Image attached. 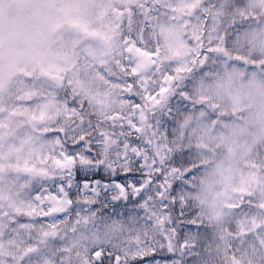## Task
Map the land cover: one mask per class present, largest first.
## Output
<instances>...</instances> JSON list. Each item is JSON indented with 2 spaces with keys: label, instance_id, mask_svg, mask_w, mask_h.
I'll return each mask as SVG.
<instances>
[{
  "label": "snow or ice",
  "instance_id": "snow-or-ice-1",
  "mask_svg": "<svg viewBox=\"0 0 264 264\" xmlns=\"http://www.w3.org/2000/svg\"><path fill=\"white\" fill-rule=\"evenodd\" d=\"M2 2L0 0V4ZM23 2L30 3L31 0ZM242 4L243 0H230L223 9L230 12L234 6ZM81 6V0H41L36 15L42 21L43 29L32 48L36 55L30 57L33 64L39 62V78L28 70L27 65L22 69L17 66L15 72L10 65H5L4 21L0 14V95L10 91L11 80L5 78V72L9 77L19 72L17 79L24 78L26 84L38 80L28 94H36L37 88L42 93L41 121L47 106L57 103L63 105L62 110L70 120L80 118L78 125L54 130V136L43 124H33L24 130L28 140L41 146L54 141L48 159L72 177L71 183L63 180L57 184L58 193L52 196L53 200L64 199L70 204L72 195L79 190L83 198L91 197L106 207L110 205L114 217L123 218L126 210L132 208L133 211H127V216L136 220V227L140 223L151 227L155 222L164 233L161 245L165 240L182 238L177 246L186 253L192 252L195 244L188 247L191 234L195 231L198 235L200 227L192 220L194 214L185 215L187 207L181 206V201L186 199L185 193L192 191L190 186L199 168L188 167L186 157L193 154L188 129L203 128L209 122L214 127H225L230 123L224 119L212 91L228 86L233 75L246 63L243 57L237 55L231 59L229 54L231 42L239 35L240 28L234 24L235 32L232 29L223 35L219 29L213 32L221 5L212 4L211 0L209 3L195 0L183 5H178L176 0L163 3L136 0L127 4L101 0L93 6L105 10L107 31L103 27L99 31L90 29L80 15ZM158 15L167 19L153 25L152 21ZM252 22L264 24V15L257 11L252 16H243V24ZM149 29L153 34L158 29L155 48L147 47L144 42ZM161 39L172 57L167 62L161 55ZM93 41L100 43L99 49L93 46ZM108 56L110 59L105 58ZM81 58L90 72L120 90L123 94L121 102L129 106L113 121L111 135L97 131L90 118L84 122L86 104L77 110L79 93L86 89V81L81 78L78 67ZM209 61L223 66L224 78H220L219 72L206 71ZM196 66H199V75ZM115 68L125 74L124 78L114 74ZM252 71L264 73V63L254 65ZM213 76L217 79H211ZM259 78L264 80V76ZM65 84L72 86L75 93L71 101L67 96L59 95ZM194 90L197 98H194ZM15 114L14 108L9 109L0 102V129L8 127L4 121ZM181 117L186 118L187 128L177 141ZM116 125H119V135ZM39 132L45 134L38 135ZM100 144L109 146L107 159L100 154ZM195 147L203 154L202 141L198 140ZM46 198L45 195L36 196L38 201ZM52 211L54 209L50 208L44 216H49ZM55 219H63V216ZM187 220L192 221L189 226L184 224ZM161 251L169 250L162 248ZM173 258L171 252L169 256L161 257L154 250L151 256L141 257L135 264H170ZM106 259H110L111 264H120L121 256L104 249L91 253L92 264H105Z\"/></svg>",
  "mask_w": 264,
  "mask_h": 264
},
{
  "label": "rangeland",
  "instance_id": "rangeland-1",
  "mask_svg": "<svg viewBox=\"0 0 264 264\" xmlns=\"http://www.w3.org/2000/svg\"><path fill=\"white\" fill-rule=\"evenodd\" d=\"M100 2L81 0L80 15L90 29L99 31L103 27L107 31L105 10L93 6ZM115 2L127 4L136 0ZM193 2L195 0H176L178 5ZM199 2L209 3V0ZM229 2L211 0L212 4L221 5L212 30L219 29L223 35L229 29L235 32L233 25H237L239 35L231 42L229 54L231 59L237 55L243 57L246 63L233 75L228 86L212 91L224 119L230 123L225 127H214L209 122L206 127L188 129L193 146V154L186 157L188 167H197L199 171L190 186L192 191L185 193L186 199L181 201V206L187 207L185 215L194 214L192 220L197 221L200 231L198 235L195 231L191 234L188 247L195 244L192 252L186 253L180 248L187 264H208L199 250L203 238L208 241L207 251L225 256L223 264H264V80L259 78L264 73L252 71L254 65L264 63V24H243L244 15L252 16L257 11L264 15V0H243L241 6H234L230 12L223 9ZM40 4L41 0L30 3L3 0L0 4L6 44L5 65H10L14 72L17 66L22 69L27 65L38 78L39 62L33 64L30 57L36 55L32 48L43 29V23L36 15ZM166 19V16L158 15L152 23L155 25ZM157 36L158 29L156 34L149 29L144 36L145 45L152 48ZM93 46L99 49L100 43L93 41ZM160 46L162 58L167 62L172 57L165 50L163 39ZM105 58L110 59V56ZM78 67L81 78L86 81V89L79 93L77 110L86 104L84 122L90 118L97 131L111 135L113 121L129 106L121 102L123 94L120 90L89 71L83 58ZM195 71L199 75V66ZM206 71L219 72L220 78L225 77L223 66L211 61ZM114 74L121 78L125 75L119 68H115ZM17 75L19 72L9 77L5 72V78L11 80L10 91L0 95V102L9 109L14 108L16 113L4 121L9 126L0 129V264L6 261L9 264H92L91 253L97 247L112 254L114 251L120 253V264H126L127 258L140 257L142 252L151 256L155 242L161 243L164 235L157 223L153 222L151 227L140 223L136 227V220L127 216V211H133L132 208L126 210L123 218L114 217L113 208L97 203L91 197H81L79 190L71 197V211L64 221L51 227L39 218L30 200L33 192L41 185L53 190V185L60 181L71 183L72 177H59L53 172L48 159L53 142L41 146L28 140L24 130L33 124H43L54 136V130L78 125L80 118L70 120L62 110L63 105L57 103L47 106L41 121L42 93L37 88L36 94H28L38 80L26 84L24 78L17 79ZM59 95L67 96L71 101L75 93L72 86L65 84ZM193 95L197 98L195 90ZM185 119L181 117L177 141L187 128ZM100 125L104 127L100 128ZM116 129L119 135V125ZM198 140L204 145L203 154L196 150ZM98 148L102 158L107 159L109 146L100 144ZM245 200L247 203L243 204ZM135 211L139 212V209ZM140 216L144 217V213L140 212ZM191 222L187 220L184 224L189 226ZM172 240L171 248L175 251ZM74 255L78 257L72 258ZM178 262L179 258L174 256L170 264ZM105 264H111L110 259H106Z\"/></svg>",
  "mask_w": 264,
  "mask_h": 264
},
{
  "label": "bare ground",
  "instance_id": "bare-ground-1",
  "mask_svg": "<svg viewBox=\"0 0 264 264\" xmlns=\"http://www.w3.org/2000/svg\"><path fill=\"white\" fill-rule=\"evenodd\" d=\"M152 48H155L157 46L156 43H153ZM120 116V115H119ZM117 116V117H119ZM54 144V141H53ZM52 144V147H53ZM50 165L53 169V172L56 175L62 176V175H68L67 171H64L61 168H58L54 163L51 162V160H49ZM67 167H71V165H67ZM58 193V189L57 186L54 187V190L51 191L48 186L47 187H42L39 191L35 192V194H33L30 198L32 205L35 207V210L37 212V214L39 215V218L41 220H43L44 222H46L49 226L54 227L56 226L59 222H62L66 219V217L69 214V209H71V203H67L64 199H60V200H53L52 196L56 195ZM39 195H45L47 198L44 200H36V196ZM112 199V197L110 198ZM54 209V211H52L50 213L49 216L45 217L44 213L48 212L49 209ZM63 216V219H55L57 217ZM55 220V222L53 223V221Z\"/></svg>",
  "mask_w": 264,
  "mask_h": 264
},
{
  "label": "trees",
  "instance_id": "trees-1",
  "mask_svg": "<svg viewBox=\"0 0 264 264\" xmlns=\"http://www.w3.org/2000/svg\"><path fill=\"white\" fill-rule=\"evenodd\" d=\"M246 201L247 200L242 201V203L245 204V203H247ZM108 207L112 208L111 206H108ZM181 239L182 238H174L172 240L173 245H175V247H176L175 251L172 250L171 241H168V240H165L163 245H161V243L158 244L157 242H155L156 244H154V246H155L154 250L156 252H158L161 257H167V256H169V252H171L173 254V257L177 256V258H179V262H178L179 264H187L188 261H187L186 257L183 254H181V250L177 246ZM207 242H208L207 239L203 238L199 243V250H200V253H201L202 257L204 258L205 262L208 264H223L224 260H225V256H223L217 252L215 253V252L207 251V249H206ZM162 248L168 249L169 251H161ZM96 249H101V247H97ZM145 253L146 252H142L140 257L135 256L133 259L127 258L126 264H135V262L138 261L141 257H147V254H145ZM116 254L120 255V253L114 251L113 255H116ZM75 257H78V256L74 255L72 258H75Z\"/></svg>",
  "mask_w": 264,
  "mask_h": 264
}]
</instances>
